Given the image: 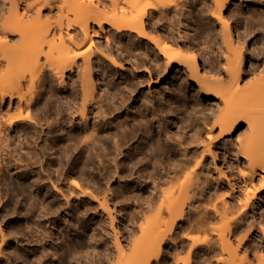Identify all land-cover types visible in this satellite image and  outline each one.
Wrapping results in <instances>:
<instances>
[{
  "label": "bare ground",
  "instance_id": "bare-ground-1",
  "mask_svg": "<svg viewBox=\"0 0 264 264\" xmlns=\"http://www.w3.org/2000/svg\"><path fill=\"white\" fill-rule=\"evenodd\" d=\"M53 1L34 0V7L19 12L17 2L11 0L16 20L3 30L6 34L0 40L4 59V66L0 62V221L7 216V221L13 220L11 214L16 212L23 222L13 229L0 223V261L11 253L17 264H92L85 258L98 252L94 230L103 217L114 233L113 248L94 258L96 264L159 263L167 235L181 228L189 231L170 240L176 246L173 250L187 248L184 264H220L217 255L225 250L240 260L249 258L251 250L245 246L249 231L260 230L264 238L263 214L258 219L247 215L257 175L264 186V76L248 84L243 81L245 39L233 38L230 20L236 22L242 11L234 3L226 16L231 0ZM197 4L202 18L213 9L226 32L228 53L221 67L212 61L215 68L210 75L198 63L200 42L195 34H173L170 26L174 17L195 11ZM45 5L50 12L46 18ZM30 12L35 13L32 20ZM91 24L100 29L108 25L112 34L102 35L109 55L100 53L101 34ZM122 51L133 68L132 77L117 72ZM174 66L196 91V97L185 99L190 111L210 110L203 123L211 122L206 127L211 144L231 135L240 122L246 124L249 132L236 139L239 176L220 171L231 190L236 188L235 179L242 181L244 198L236 217L219 229L215 239L200 241L191 231L205 229L209 219L221 217L232 205L222 197L208 209H198L192 195L184 210L185 201L180 199L189 190L196 194L200 187L197 182L190 189L183 187L166 207L171 215L166 233L158 230L149 235L137 247L133 262L131 235L136 227L144 228L135 218L156 208L161 183L176 177L191 161L198 166L206 151L212 153L209 144L201 150L185 145L187 131L182 130L183 117L177 116L179 102L162 98L163 93L153 100L141 88L145 79L164 80ZM118 68L125 73L123 64ZM183 85L177 83V92L184 90ZM171 111L176 112L164 121ZM57 128L60 132L54 133ZM87 167L92 174H87ZM132 175L133 190L126 186ZM129 195L141 201L123 223V235L117 228L122 209L117 199ZM90 213L96 218L89 220ZM12 243L19 248L11 249ZM252 247L255 262L248 264H264L263 243L256 241ZM193 254L194 263L189 260Z\"/></svg>",
  "mask_w": 264,
  "mask_h": 264
},
{
  "label": "rangeland",
  "instance_id": "rangeland-1",
  "mask_svg": "<svg viewBox=\"0 0 264 264\" xmlns=\"http://www.w3.org/2000/svg\"><path fill=\"white\" fill-rule=\"evenodd\" d=\"M17 2V9L19 12L26 11L28 8L35 6L34 0H14ZM59 0H54L53 2H58ZM34 3V4H33ZM237 5V10L242 13L239 16V19L235 22L232 19L231 24V33L233 38L240 35L241 39L244 40V59H243V71L242 78L245 81V84L255 81L256 79H260V77L264 76V1L260 0H250L248 2L240 1V0H231V4L225 10V15L228 16L230 13V8ZM200 4L196 6V10L191 13H186L181 15L180 17H174V20L170 23L173 34H189L194 35L197 42L200 44L197 47L198 53V63L203 72L210 75L209 70L215 68L211 63L214 60L217 63V67H221V63L224 61V55L228 52L226 50V44L224 42V34H226L223 25L212 15L213 9H207V13L205 17H201L198 14V9L200 8ZM43 15L44 17H49V8L45 5L43 6ZM56 10V7L53 5V12ZM28 11V10H27ZM31 17L29 20H32L35 17L34 12H30ZM192 14V16L190 15ZM179 18V19H178ZM15 15L13 13V7L11 5V0H0V40L4 39L2 34H6L3 30L10 29V27L15 23ZM235 25L238 26V31L235 30ZM96 30V34L100 35V41L103 42L102 46H98V49L102 55H109L108 46H105V38L102 34H112L110 30H108V25L103 24L105 29H100L97 25H92ZM242 33V34H239ZM244 33V34H243ZM194 39V41H195ZM236 39V38H235ZM238 39V37H237ZM125 41V39H122ZM97 43V42H96ZM8 53H10L8 51ZM219 55V56H218ZM123 59H118L119 63L117 66V72L120 75H126L128 77L133 76V68L129 66V60H124V55L122 51ZM218 56V57H217ZM223 56V57H222ZM1 58V53H0ZM218 60V61H217ZM1 65L4 66V59L1 58ZM121 63V64H120ZM124 65L125 73L121 68H118L119 65ZM142 69V68H141ZM207 76V79H210V76ZM184 73L182 70L177 69L176 66L170 71L169 75L164 80H155L156 82H150V80H144L141 88L144 92H146L152 99L157 100L160 93H163L162 98L170 97L173 100L179 102V109L177 116H182V126L183 131L185 132L186 141L185 145L191 146L194 148L197 147L198 150L203 149V147L207 144L211 146L212 153L209 154L208 151L205 152V157L201 158V162L198 166H196L195 161H191L188 163L182 171H180L176 177L171 179L170 181L163 182L160 184L161 192L157 198V206L155 209H151L146 211L143 216H137L135 221L137 224H142L144 228L140 229L136 227L135 232L131 235V239L133 240V262L136 257V249L137 247L144 245L146 243L147 237L158 230H161L162 233H166L167 225L166 222L169 221L171 215L168 211H166V207L169 205L170 200L177 196L180 190L188 186L190 189L192 187L193 182H197L201 191H197L194 194L192 191L185 195V197L180 199V202H184L183 208L187 210V203L192 199H195V205L198 209L209 208L212 203L215 201H219L220 198L225 197V200L232 205L231 208L224 213L221 217H215L209 219V222L206 224L205 229H200L198 231H191L194 236H196L200 241L212 240L215 239L216 233L219 229L223 228L226 224L231 223L232 219L237 215V209L239 207V202L243 200V192H242V181L240 179H235V190L230 189V185L226 182L225 178L221 175L220 171L224 170L226 173L233 172L232 175L236 178L239 176V165L238 163V144L236 139L246 135L249 130L245 123L240 122L237 124L234 132L229 135L221 138L220 140H215L214 143H210V139L207 133V126L211 125V122L205 123L204 126L203 120L206 115H208L210 110H206L204 113L197 112L193 113L190 111V104L186 102V98L189 96L196 97V91L192 89V83L188 79V77H184ZM142 78L141 76H139ZM118 80V77H115V81ZM133 81V78L131 79ZM183 82L184 90L177 92V83ZM175 87V88H174ZM182 94V96H179ZM202 99V96H201ZM216 106V104H213ZM176 111H171L167 118L170 119L171 115H174ZM207 112V113H206ZM60 130L57 128L54 130V133H59ZM217 130L212 134L215 136ZM192 137V138H191ZM199 157V156H197ZM199 159V158H198ZM230 167L232 168L228 171ZM198 173V177L193 176L195 172ZM87 174H92V168H86ZM231 175V176H232ZM230 176V174H229ZM229 178H234V177ZM129 177V181L126 184L129 189L133 190V181ZM238 178V177H237ZM255 184V195H251L253 199V203H251L248 207L247 215H253V218H259V214L262 213L264 217V186L260 185L259 175L255 177L253 180ZM118 184V183H117ZM135 187V186H134ZM75 194V192L73 193ZM232 194V196H230ZM131 195V193H130ZM129 195L126 197H119L117 200L118 205H121L122 209L120 210L119 222L117 223V228L121 230L123 235L125 234L124 228L122 227L124 222H127V219L130 216H133V210H135L136 204H139L140 200H133V197ZM188 196V197H187ZM191 197V198H190ZM20 198V196L18 197ZM0 203V207H1ZM12 207V204H9ZM17 207H20V203H17ZM158 208L163 209V213L161 215L158 214ZM64 213V212H62ZM13 220L7 221L9 216H7L2 222L1 225L4 228H7V224H10L13 229L14 226L20 227L23 222L17 216L16 212L11 214ZM96 218L92 213L88 215V219L91 220ZM7 229H5L6 231ZM189 230L185 228H181L178 231L172 233V235H167L168 238L166 240V245L163 248V259L159 263L154 264H184V262L188 259L187 248L178 247L176 250H173L175 244L171 243V238L175 235L179 238H182L184 232ZM98 248L97 253L90 255L89 258H85V260L93 261L92 264H96L97 261H94V258L102 256L104 252H108L113 248V236L114 233L110 227L109 220L106 217H103L102 225L99 226L98 229H95ZM251 234L249 236L248 241L245 243V246L251 250V254L249 258L245 260H240L239 258H235V256L231 255L229 251L225 250L224 252H220L217 256L222 258L220 264H248V262L254 263L255 260L252 256L253 247L252 245L258 241L263 243L264 238L263 234L260 230H255L253 232L249 231ZM18 236H21V230L18 232ZM88 234L84 235L85 241L88 242ZM120 235V234H118ZM122 239V237H121ZM185 241H189L185 239ZM88 244V243H87ZM11 249L19 248L17 244L12 243ZM236 243L232 242V247H235ZM91 247H89V250ZM242 255V251L239 252L238 256ZM9 258L7 260L1 259L0 264H17L13 259L12 254H9ZM192 263L195 260V254L189 258ZM111 264H115L116 261L112 260ZM64 264H68V261H65ZM107 264H109L107 262Z\"/></svg>",
  "mask_w": 264,
  "mask_h": 264
}]
</instances>
